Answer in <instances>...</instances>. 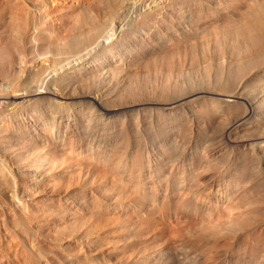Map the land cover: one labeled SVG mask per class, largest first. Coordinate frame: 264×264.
Segmentation results:
<instances>
[{
	"label": "bare ground",
	"instance_id": "6f19581e",
	"mask_svg": "<svg viewBox=\"0 0 264 264\" xmlns=\"http://www.w3.org/2000/svg\"><path fill=\"white\" fill-rule=\"evenodd\" d=\"M186 1L190 2L0 0V80L11 85H8L10 88L3 86L0 96L14 101L15 108L30 106L34 112L39 100L44 99V104L43 101L41 103L46 109H42L46 112H42L44 115L39 112L42 106L37 109L42 114L40 119L38 115H33V119L30 117L31 120L24 119L23 115L14 125L0 124V264H264V173L259 177L260 172L262 174L264 171V98L254 97L250 92L251 84L253 81L256 83L252 78L256 75L260 78L258 75L264 74V0H191L195 3V9L194 3H191L192 9L191 5L187 8L192 13L196 10L193 18L209 13L203 18L210 19L212 16V19H206L209 22H205L202 17H197L204 21L202 24H206L205 28L195 22L196 18L192 19V24L195 22L194 25H199H192L198 28L194 29L196 35L200 33L196 43L193 41L197 38L190 37L193 38L190 45L193 61L190 58L189 62L194 67L189 72L176 69L177 72L173 74L174 64L169 62L171 60H160L163 62L160 64L162 68L155 67V58L159 55H153V47L150 48L152 44L159 48V43L157 40V45L150 39L159 33L162 40L167 37L166 34L176 35L178 40L181 34L178 30L188 31L191 26L185 27V30L181 22L178 23L181 26L179 29L173 26L176 23L173 16L179 14L181 4L186 8L189 4ZM129 5L137 8L136 13L123 19V10ZM217 12H221V16L217 17ZM181 18L184 19V15ZM183 21L182 24L185 23ZM147 24L150 27H145ZM142 27L147 28V31L143 28L141 35L139 31ZM200 27L203 29L201 32ZM161 33L166 35L165 38H162ZM190 35H193L192 32ZM129 41L134 45L130 44L133 46L130 52L134 48L132 54L137 60L142 58L144 50L152 53H149L148 58L143 56L144 53L142 55L153 64L154 74L158 72L157 79L153 77L154 81L147 83V86L137 83L132 72L131 75L123 76L115 73L126 66L119 62L122 59L117 61L112 58L113 62L110 61V54L115 47H125ZM163 41H160L162 48L164 44L170 46L172 43L163 44ZM188 41L186 44L191 40ZM182 42H178V45L183 46ZM172 44L169 47L171 52L176 46ZM127 48L123 51L128 52ZM155 49L153 51L160 54L161 50ZM121 50L118 53H122ZM168 50L161 52H167L166 56L171 53ZM135 51L141 55L135 54ZM180 51L178 49L177 52ZM104 53L110 56L106 60L112 64L106 63L112 67L102 66L109 70L106 69L102 75L95 73L98 77L94 78L93 69L97 67L84 62L89 56L91 59L92 55ZM198 53L202 57L201 63L198 62ZM43 54L45 59L42 57L43 61H40L38 57ZM207 56H215L216 59L210 64L211 59L208 62ZM134 62L131 67L139 64ZM99 65L98 68L101 67ZM110 68H113L111 75ZM100 70L103 72V69ZM263 76L256 81L261 84ZM57 97L62 98V101L58 102L55 99ZM202 99L208 103H203ZM194 101L196 104H193ZM176 108H182L184 115L185 112L192 115L193 109L201 110L202 114L198 116L199 112L195 114L197 118L195 115L192 118L187 114L183 116L179 110L183 120L180 117V121H173L172 124L179 125L180 122L185 125L182 124L183 129L182 126L174 125L176 135L171 136L174 137L173 141H180L181 146L174 145L176 148H171L160 140L169 132L166 129L164 131L165 126L171 120H178L179 114L177 116L174 111L176 114L172 115L177 117L171 116L170 123L164 125L171 111ZM164 111L169 115L161 114ZM20 112L18 114L22 115ZM165 116L168 118L165 119ZM213 116L216 119H212ZM110 119H113L111 122L117 119L118 124L123 125V130L118 127L121 133L118 130L119 134H112L118 124H108ZM140 121L143 124H155L158 131L154 132L153 125H148L152 132L145 125L151 132L143 128V133H134ZM251 121L256 125H252ZM53 124L59 126L61 131L53 129ZM129 124L137 129L133 132L129 129L131 125L124 127ZM159 124L164 125L162 129L166 134L163 131L164 135L161 134ZM108 127H112L109 133L114 139L108 137L111 136L108 132L105 134ZM115 135H119L118 138L116 136L117 140ZM159 136L162 139L159 140ZM24 137L28 140L26 145V142H22ZM17 139H21L25 147L13 145ZM148 141L156 143L147 145ZM192 141H197V144L192 143V147L195 149L199 146L197 148L202 152L199 156L212 159L211 162L214 159L221 162L220 157L224 158L227 152L223 148L229 147L221 148L223 145L220 142L228 141L226 146L230 142L234 147L232 152H241L239 157L242 155L244 159L238 158V154L233 157V153L227 149L231 152V155L228 152V158L233 157L234 160L237 156L239 159L235 158L234 163L226 157L228 163H225L231 165L232 170L230 172L227 167L228 173L241 179L239 183L247 181L248 185L215 199L222 196L213 193L216 196L214 198L210 193L212 182L208 186L206 173L204 177L200 175L210 169V161L205 163L206 167L203 168L208 166V169L204 171L201 163L207 158L201 156L203 160L200 163L198 149L197 153L195 151L196 157L200 159L198 163L185 154L186 159L185 156L182 158L183 155L180 156L182 159L173 156L174 150L178 149V152ZM154 147L159 150L156 152ZM185 151L190 156L194 153L188 147ZM177 152L175 156L180 155ZM244 152L257 162L253 168V160L250 162L249 159L251 166L247 165ZM172 157L173 161L179 158L186 162L190 159L195 163L190 164L194 165L192 168L187 166L186 171H190H187L186 178L183 177L186 173L183 169L186 166L183 165L189 163L180 162L181 168L176 164L178 159L172 165L176 164V168H180L173 166L176 170L171 167V171L169 161H172ZM167 164L172 175L167 168L158 166ZM254 165L260 167L258 179L254 178V173L258 174V168L255 170ZM248 167L255 172L248 171ZM159 168L160 173L161 169L162 173L165 174L164 170L169 173L170 180L168 174L167 178L165 175L162 179L164 174H158ZM201 169L203 172H200ZM155 172L161 177L158 180L160 177L155 175L158 181L149 179ZM174 174L190 182L179 185V179ZM235 182L238 183L237 180ZM205 192L214 199L210 200V196L209 201L203 200L201 197ZM194 193L198 198L201 196L199 204L197 197V201L193 200ZM189 195L193 198H189ZM200 199L204 205H200Z\"/></svg>",
	"mask_w": 264,
	"mask_h": 264
},
{
	"label": "rangeland",
	"instance_id": "374dc122",
	"mask_svg": "<svg viewBox=\"0 0 264 264\" xmlns=\"http://www.w3.org/2000/svg\"><path fill=\"white\" fill-rule=\"evenodd\" d=\"M177 2H178L179 4L182 3V1H181V2L177 1ZM177 2H176V3H177ZM186 2H188V1H186ZM186 2H185V5H186ZM188 3H189V4L186 5V8H185L184 4H181V5L184 6L185 9L183 8V6L180 5V7H182L183 10H185V11L181 10L182 8L180 9V7L178 8V9L181 11V12L178 11V13H179V14H180V13H183V15H184V19L181 18V17L183 16L182 14H180L181 17H179L180 15H179L178 13H176V14H178V15L173 16V19H175L174 21H176V23H177V25H174V24H176V23H173V26H175V28L177 27V28L179 29V27H181V26H183V28H185V27L188 28L189 26H191V27L188 28V31H185V32H184L183 30H178V31H180V33L182 34V35H181V34L178 35V36L180 37V38L178 37V38H179L178 40H177V38H176V37H177L176 35H172V36H171V34H169V36H168V34H166L167 32H165V34L167 35V37H166L167 40H166V38L164 37V36H166V35H165V34H164V36L162 35V34L164 33V31H163V33H161L162 38H165V39H163L164 41L161 39V36L159 37V35H160L159 33H158L159 35L156 33V36H155V35H152V36H151V39H152V37H153L152 40L149 38L150 41H152V42L155 41V44H157V40H158L159 45H158V44H157V45H158L159 48H162V43H161L160 41H163V44H164V43H169V42H172V43L174 44V43L176 42V43H175V44H176L175 47L178 46L177 48H175V47L173 46V44L171 43L172 46H173V48H172V52H173V54L175 55V56H174V55L172 54V52L170 51L171 48H169V47L171 46L170 43H169L170 46H169L168 44H164V45H163V48H164V49H163V48H162V49H159V48L156 47V45L152 46L153 44L151 45L150 50H151L152 47H153V49H152V51H151V52H153V55H157V54H154V53H158V55L160 56V57H159V56H156V58H155V59H156L155 63H157L155 67H156L157 69H158V68H162L163 65H160V64H163L162 61H164V60H171V61H169V62H171L172 65L174 64V70L172 71L173 74H175V72H177V70H179V69L182 70V71H185V72H189V71L194 67V66H191L192 64L190 63L191 61H193V59L191 58L192 56H190V55H191V53H190V47H191V46H190V45H192V39H193V38H197V39H194L195 41H193V42H195V43L198 42V39H199L198 36L200 35V33H197V35H196V32H197V31L194 30V29H195L196 27H199V25L202 24V21H203V20H201V19H202L203 17H206V15L209 16V13H204L205 15L202 14V15H204V16H202V15L199 16V15H198L197 17H200V18L202 17L201 19H200V18H197V17H194V18H193V16H196V12L194 13V11H196V10H193V13H192V10H191V9L193 8V6H194L193 9H195V3H194V2H191V0H190V2H188ZM191 3H192V4L194 3L193 6L191 5ZM190 5H191L192 7H191V9L189 10L188 8L190 7ZM130 6H131V7H130ZM177 6H178V4H177ZM129 7H130V8H129ZM187 7H188V8H187ZM125 9H126V10H123V15H124V16H122L123 19L130 18L132 15H134V14L136 13V10H137V8H133L132 5L126 6ZM131 9H133L134 11L131 10ZM178 9H177V10H178ZM182 11H183V12H182ZM186 11H187V13H186ZM188 11H189V12H188ZM124 12H125V13H124ZM184 13H185V14H184ZM188 13H190V14L187 15ZM219 13H221V12H219ZM219 13L217 12V13H216L217 15H216V14H214V15H216V16L218 17ZM125 14H126V15H125ZM191 14H192V18H191ZM130 15H131V16H130ZM186 15H187V19L185 18ZM189 16H190V17H189ZM219 16H221V14H220ZM124 17H125V18H124ZM174 17H175V18H174ZM195 18H196L197 20H196ZM209 18L212 19V16H210ZM176 19H179V20H176ZM190 19H191V20H190ZM192 19H195V22H197V24H199V25H198V26H197V25H194V24H196L195 22H194V24H192V23H191V22L193 21ZM198 19H200V21H199ZM203 19H205V18H203ZM206 19H208V17H207ZM206 19L204 20L205 22H207L208 20H210V19H208V20H206ZM181 20H182V21L184 20L183 22H185V23L188 24V25L185 26V25H184L185 23L182 24V21H181ZM185 20H188V22H189V20H190V22L187 23V21H185ZM177 21H178V22H177ZM204 21H203V24H204ZM180 22H181V23H180ZM198 22H199V23H198ZM208 22H209V21H208ZM178 23H180L181 26H180ZM190 23H191V24H190ZM203 24H202V25H203ZM207 24H208V23H207ZM145 25H146V24H145ZM147 25H148V24H147ZM149 25H150V24H149ZM149 25H148V26H145V27H150ZM192 25H194V26H196V27L193 28L194 26L192 27ZM205 26H206V24L203 25L204 28H205ZM145 27H142L141 31H139L140 34L142 33V31L144 32V29H145V32L147 31V28H145ZM143 28H144V29H143ZM177 28H176V29H177ZM187 28H185V30H186ZM190 28H191V29L193 28L194 32H193V30H191ZM196 29L198 30V28H196ZM199 29H200L199 32H201V31L203 30L201 27H200ZM201 29H202V30H201ZM189 30L192 32L193 35H194V34H195V35H194V36H193V35L191 36V35H190L191 32H190V34H188V33H189ZM183 32H184V33H183ZM178 33H179V32H178ZM185 33H186V34H185ZM142 34H143V33H142ZM142 34H141V35H142ZM187 34H188V36H187ZM157 35H158V36H157ZM184 35H185V36H184ZM189 35H190V36H189ZM174 36H175V37H174ZM182 36H183V37H182ZM195 36H196V37H195ZM168 37H170L171 39L168 40ZM184 37H185V38H184ZM186 37H187V38H186ZM190 37H193V38L190 39ZM154 38H155V39H154ZM156 38H157V39H156ZM174 38H176V39H174ZM181 38H182V39H181ZM188 38H189V41H190V40H191V41H190V43L186 44L187 41H188ZM160 39H161V40H160ZM173 39H174L175 41H173ZM184 39H186L187 41H185ZM181 40H183L184 42H182ZM127 41H128V40H127ZM165 41H168V42H165ZM189 41H188V42H189ZM178 42H182V43H184L183 46H182V45H178ZM126 43H127V42H126ZM182 43H181V44H182ZM128 44H129V45H128ZM130 44H132V43L129 41V43H127L126 45H124L126 48H127V47L129 48V51L127 50L128 52H126V50H125V52L123 51V49H126L125 47H120V49L118 48L119 46H118V47H115V49L113 50L114 53H113V51H112L111 54H110V55H112L110 61L112 60L111 62H113V59H115V60L117 59V61H119L120 59H122V60L119 61V62H121L122 64L126 65V66L124 67L125 69H124V68H123V69H119V70H117L118 72H115V73H117L118 76H120V75L123 76L124 74H130V72H132V73H131L132 75L135 74L134 76H135V79L137 80V81H136L137 83H140V84L143 83L142 85H144V86L146 85V86H147V83H149L150 81H151V82L154 81V79H157L156 76L158 75V72L156 73L157 75L154 74V72H153V68H154V67H153V64H151V62H149V61L147 60V58L150 56L149 53H151V52H150V50H148L149 52H148L147 50H144V51H143L144 55H143V53H141L143 56H146V57H147V58H146V57H143L141 54H138L139 52L136 53L137 51H135V54L141 55V57H142V58H140V59H142V60H140V59L137 60V57H135V55L132 54V52H134V51H133L134 48H132V52H130V50H131L130 48L133 47L134 45L132 44V45H133V46H132V45H130ZM175 44H174V45H175ZM185 44H186V45H185ZM160 45H161V46H160ZM165 45H166V46L168 45V46L166 47ZM188 45H189V46H188ZM129 46H130V47H129ZM179 46H180V47H179ZM165 47H166V48H169V50H168V49H165ZM184 47H185V48H184ZM188 47H189V49H188ZM128 48H127V49H128ZM154 48H156L155 50H157V51H160V50H161V51H162V50L167 51V50H168V51L171 52V53H170L169 55H168V54L166 55V56H169V57H166L165 54H166L167 52H165V51H164V52H161V51H160V54H159V52H154V51H153ZM174 48L176 49V51H175ZM180 48H183V49H180ZM117 49H118V50H117ZM121 49H122V50H121ZM146 49H147V48H146ZM148 49H149V48H148ZM178 49H179V51H180V50L182 51V52L180 51L182 54L184 53L183 56H182V54H181L180 52H177ZM115 50H116V53H115ZM120 50H121V52L123 51V52H124V53L122 52L123 55L125 54L126 56H129V54L131 53L130 56H129V58L125 60V57H126V56H123L122 53H118V51L120 52ZM185 50H188L189 52L187 51V52H188V53H187ZM174 51H175V52H174ZM140 52H142V50H141ZM145 52H146L147 55L145 54ZM147 52H148V53H147ZM169 52H168V53H169ZM127 53H129V54L127 55ZM175 53H176V54H175ZM177 53H178V54H177ZM186 53H187V54H186ZM40 54H42V53H40ZM104 54H105V53H104ZM104 54H103V55H102V54H99V55L97 54L98 56L94 55V57L96 56L95 59H94V57H93V55H92V56H91V59H90V56H89V57H87V58H89V59L86 58L87 61L83 60V62L85 61L84 63H87L88 66H94V67H97L96 69H97L98 71H97L96 69H93V71H95V72L93 73V74H94L93 76H95L94 78H97V77H98V76H96L97 73H98L97 75H102V74L105 73L107 70H109V69H107V68H109V66L112 67L111 65L108 66V64H112V63H111L110 61H109V62L107 61V60H109L110 56L107 55V54H105V55H104ZM115 54L117 55L118 58H117L116 56H115L116 58L113 57ZM148 54H149V55H148ZM151 54H152V53H151ZM162 54H163L164 56H163ZM171 54H172V57L174 56L173 58L171 57ZM179 54H180V55H179ZM121 55L124 57V59H123V57H122ZM131 55H132V56H131ZM133 55H134V56H133ZM138 55H137V56H138ZM187 55H188V56H187ZM101 56H102V59H103V60L100 59ZM103 56H104V58H103ZM106 56H109V57L106 58ZM162 56H163V57H162ZM177 56H178V57H177ZM184 56H185V57H184ZM197 56L199 57V61H198V59H197V61H198L199 63H201V62H202V57H201V55L198 53ZM42 57H44V59H45V55L43 54V55H41V57H40V56L38 57V58L40 59V61H43V58H42ZM92 57H93V58H92ZM121 57H122V58H121ZM132 57H135L134 60H137V61H138V62L135 61L136 63H139V64H137V66H134V65H136V64H134L133 67H131V65H132L133 62H134V60H132V59L130 60V58H132ZM138 57H140V56H138ZM165 57H166V59H165ZM170 57H171L172 59H170ZM186 57H187V58H186ZM38 58H37V60L39 61ZM96 58H97V59H96ZM112 58H113V59H112ZM126 58H127V57H126ZM157 58H159V59H157ZM161 58H162V59H161ZM167 58H168V59H167ZM174 58H175V59H174ZM185 58H186V61H185ZM190 58H191L192 60H191ZM200 58H201V59H200ZM207 58H208V59H207ZM207 58H206V60H207L208 62H209V58L211 59V60H210V61H211L210 64L214 61V59H216L215 56H207ZM106 59H107V60H106ZM144 59H145V60H144ZM180 59H181V60H180ZM189 59H190L191 61H190ZM88 60H90L89 63H88ZM93 60H96V61H99V62L97 63V62L95 61V62H96V63H95ZM100 60L102 61V63H105V64H102ZM139 60H140V61H139ZM160 60H162V61H160ZM172 60H173V61H172ZM177 60H178V61H177ZM91 61H92L93 63L90 64ZM122 61H123V62H122ZM126 61L128 62V64L126 63ZM132 61H133V62H132ZM141 61H145L146 63L149 62V64L147 63V66H146V63H145V62L141 63ZM179 61H181V62L179 63ZM189 61H190V62H189ZM106 62H107L108 64H107ZM124 62H125V63H124ZM131 62H132V63H131ZM135 62H134V63H135ZM183 62H184V63H183ZM188 62H189V63H188ZM99 63H100L99 66H101V67L98 68V64H99ZM130 63H131V64H130ZM144 63H145V66H144ZM175 63H176V64H175ZM177 63H178V64H177ZM182 63L185 64V65L183 66ZM199 63H198L197 66L200 68L201 66H199V65H200ZM89 64H90V65H89ZM129 64H130V65H129ZM187 64H188V65H187ZM190 64H191V65H190ZM104 65L107 66V68H106L107 70L104 69V68L102 67V66H104ZM124 65H123V66H124ZM127 65H128L129 67H128ZM140 65H141V66H140ZM142 65H143V66H142ZM157 65H158V66H157ZM177 65H179V66H177ZM105 66H104V67H105ZM181 66H182V68H181ZM113 67H114V66H113ZM134 67H135V68H134ZM141 67H142V68H141ZM148 67H149V68H148ZM176 67H177V68H176ZM130 68H131V69H130ZM147 68H148V69H147ZM186 68H187V69H186ZM99 69H103V72H102V70L99 71ZM112 69H113V68H112ZM112 69L110 68V75H111V70H112ZM176 69H177V70H176ZM104 70H105V71H104ZM175 70H176V71H175ZM187 70H188V71H187ZM145 71H146V73H145ZM191 71H192V70H191ZM136 72H137V73H136ZM95 73H96V74H95ZM99 73H100V74H99ZM118 73H119V74H118ZM142 73H143V74H142ZM131 74H130V75H131ZM141 74H142V76H141ZM146 74H147V75H146ZM184 74H185V73H184ZM137 75H139V76H137ZM154 75H155V76H154ZM263 75H264V74H262V76H263ZM147 76H148V78H146ZM262 76H261V74L258 75V77H260V78H262ZM141 77H142V78H141ZM153 77H154V79H153ZM253 77H254V76H253ZM263 77H264V76H263ZM144 78H145V79H144ZM260 78H257V75H256L254 78H252V79L255 80L256 83H254V81H253V83H252L251 86H250V90H252V91H250V92H252L251 94H252V96H254V97H257V96H258V97H263V98H264V92H261L262 90H264V86H263L264 81H261V80H260L261 84H260L259 82H257L258 80L256 81V79H260ZM143 79H144V80H143ZM147 79H148L149 81H148ZM140 80H141V81H140ZM145 80H146V81H145ZM248 80H250V78H249ZM2 81H3V82H2ZM2 81L0 80V82H1V84H0V85H1V86H0V87H1V88H0V91H1V89L3 88V86H4V87H7V88H10V87H9V86H11L10 84H6V82H5L4 80H2ZM138 81H139V82H138ZM151 82H150V83H151ZM262 82H263V83H262ZM145 83H146V84H145ZM247 84H248V82H247ZM258 84L261 85V86H259ZM8 85H9V86H8ZM142 85H140V86H142ZM253 85H254V86H253ZM256 85H257V86H256ZM132 86L134 87V85H132ZM135 86H136V85H135ZM137 86H139V85H137ZM262 87H263V88H262ZM251 88H252V89H251ZM260 88H262V89H260ZM257 89H258V90H257ZM91 90H92V89H91ZM253 90H254V91H253ZM259 91H260V92H259ZM0 97H1V98H0V124L3 122V124H5V123H6V124H10V123H11L10 125H14V124H16V123L18 122L17 120H19V118L22 119V116H23V115H24V116H23L24 119L27 118V119L31 120V118L33 117V115L36 116V117H37V115H38V117H39L38 119H40V117H41L40 115H42L43 113H44V114L46 113V112H45L46 109H45V107H43V106H44L43 104H44V102H45L44 99H40V100H39V104H38L39 107L36 106V110H35V112H34L32 107L29 108L30 106H27V107H24V108H17V107L15 108V107H14V106H15L14 101L12 102V101L10 100V101L12 102V103L10 104V101H9V100H6V98H4V97H2V96H0ZM2 98H3V99H2ZM4 99H5V100H4ZM55 99H57L58 102H61V101H62V98H60V97H59V98L57 97V98H55ZM59 99H60V100H59ZM63 100H66V99L63 98ZM200 100H201V99H200ZM263 100H264V99H263ZM2 101H3V102H2ZM41 101H43V102H42L43 104L41 103ZM202 102H203V99H202ZM204 102H205V103H208V101L206 102V99H204ZM204 102H203V103H204ZM263 102H264V101H263ZM4 103L6 104V106H7L8 108L5 106ZM8 103H9V105H7ZM194 103L196 104L195 101L193 102V104H194ZM12 104H13V105H12ZM221 104H222V103H221ZM263 104H264V103H263ZM41 106H42V108H40ZM4 108H5V109H4ZM6 108H7V109H6ZM14 108H15V109H14ZM25 108H27V110H26ZM38 108L41 109V110L39 111L40 113L43 112L42 109H44L45 111H44L42 114H39V112H37V109H38ZM178 108H179V107H178ZM16 109H17V110L20 109V110L17 111ZM29 109L31 110L32 114H31V112L29 111ZM22 110H23L24 112H23ZM38 110H39V109H38ZM179 110H180L181 113H182V111H183L182 108H180V109H177V108H176V110H175V109L172 110L173 112L171 111L170 115H169V113H167V111H164V113H161V112H160V113L163 114V115L165 114V115H169V116H170L169 118H168V116H165V119L168 118V119H167L168 121H167V120L165 121V119H163V121H165V124H164V125H167L168 122L170 123L169 120H171V116L175 115L176 112H177V116H178V114H179V117H178V118H176L177 116H176V117L173 116V118L175 117V118L178 119V120H175V119H174V120H171V123L168 124L167 126H165V128H164V125L161 126L162 124H161V125L159 124L161 127H159V125H158V127H159L160 130H161V134H163V132L166 131V130L169 131V132H166L167 134L164 132V134H166V135L163 134V135H164V136L162 137L163 139L159 136V140H160V138H161L162 140H160V141H163L165 144L167 143V145L170 146L171 148L174 147V145L181 146V145H180V143H181L180 141H179V142H180V143H179V142H177V141H173V140H172V139L174 138V137H172V136H173V135H174V136L176 135V134H175L176 132H175L174 125H175V127L178 125V124H172L173 121H175L174 123H176L177 121H180V120L182 119L183 116H186V114H187V113L185 112V115H184V112H183V113H182L183 116H182V115H180L181 113H179V112H180ZM16 111H17V112H16ZM20 111H21L22 113H21ZM27 111H28V112H27ZM174 111H176L175 114H174ZM195 111H196V110L193 109V113H192V115H191L190 113H188L187 116H188V117H192V118H194V117L196 116L195 114L198 115V113H199L201 110H199V111L197 110V111H198V112L196 111L197 113H196ZM19 112H20L22 115L18 114ZM26 112H27V114H26ZM33 112H34V114H33ZM165 112H166V113H165ZM169 112H170V111H169ZM194 112H195V113H194ZM212 112H213V111H212ZM212 112H211V113H212ZM15 113H16V114H15ZM28 113H29V115H28ZM35 114H36V115H35ZM44 114H43V115H44ZM157 114H158V113H157ZM172 114H173V115H172ZM199 114H200V115H198V116L201 117L202 112H200ZM212 114L215 115L214 112H213ZM14 115H15V116H14ZM18 115H19V117H18ZM26 115H28V116H26ZM31 115H32V116H31ZM190 115H191V116H190ZM194 115H195V116H194ZM181 116H182V117H181ZM198 116H196L195 118H197ZM14 117L16 118V120H14ZM25 117H26V118H25ZM30 117H31V118H30ZM36 117H35V118H36ZM166 117H167V118H166ZM180 117H181V119H180ZM200 117H199V118H200ZM214 117H215V116H213L212 119H216L217 115H216L215 118H214ZM33 118H34V117H33ZM33 118H32V119H33ZM173 118H172V119H173ZM199 118H198V119H199ZM179 119H180V120H179ZM112 120H113V119H110V122H108V124L111 123L112 126H115L116 124L119 123V121H118L117 119H115V122L113 121L115 124H114L113 122H111ZM116 120H117V121H116ZM182 120H183V119H182ZM193 120H194V122H195L197 119H193ZM11 121H12V122H11ZM13 121H14V123H13ZM15 121H16V122H15ZM198 121H199V120H197V123H198ZM8 122H9V123H8ZM139 123H140V125L142 124V127H140V125H139V128H138V129L135 128V127H134V128H135V129H134V128H133V125H131V124H129V126H128V125H124V127H125V126L130 127V125H131L132 128H131V127L129 128V129H132L131 131L134 132V131L137 129V130H140V131H137V130H136L134 133H136V132H142V133H143V132H144V129H145V131H147V130H149V129L152 127V125H153V124H151V125H150V124H143L141 121H140ZM162 123H164V122H162ZM166 123H167V124H166ZM178 123H179V125H178L177 127H179V126L181 127L182 124H183V123L181 124L180 122H178ZM199 123H201V122L199 121ZM3 124H2V125H3ZM108 124H106V125H108ZM111 124H110V126H111ZM113 124H114V125H113ZM251 124H252V125H254V124L256 125V123L253 124V121H251ZM53 125H54V124H53ZM53 125L51 126L53 129H55V130L57 129L58 132L61 131V130H60L61 128L59 129V126H57V125H54V126H53ZM106 125H105V126H106ZM119 125H120V126H119ZM145 125H147V126L150 125L151 127L148 126V127H149V129H148V128H145V127H147V126H145ZM171 125L173 126L174 130H173V128H172ZM183 125H185V124H183ZM108 126H109V125H108ZM121 126H123V125H122V124H118V126H115L114 129H116V131H115V130H112V127H111V128L108 127L109 130H108V131L105 130V131H106L105 134H107V132H108V135H109V134L111 135V133H109V132H111L110 129H111L113 132L115 131L114 133L112 132L113 135H114V134H119L120 130H123V129H122L123 127H121ZM144 126H145V127H144ZM155 126H156V125L154 124L153 127L155 128ZM169 126H171V127H169ZM56 127H58V128H56ZM118 127H119V128L121 127L120 130H119ZM127 127H126V128H127ZM156 127H157V126H156ZM162 127L164 128V131H163ZM101 128H102V127H101ZM106 128H107V127H106ZM143 128H144V129H143ZM154 128H153V129H154ZM167 128H169V129H167ZM183 128H184V126H182V129H183ZM98 129H99V128H98ZM103 129H104V128H103ZM103 129H102V130H103ZM127 129H128V128H127ZM146 129H147V130H146ZM165 129H166V130H165ZM180 129H181V128H180ZM118 130H119V132H118ZM151 130H152V128H151ZM155 130L158 131V128H155V129H154V132H156ZM172 130H173V131H172ZM176 130H177V128H176ZM178 130H179V129H178ZM98 131H100V130H98ZM103 131H104V130H103ZM149 131H150V130H149ZM162 131H163V132H162ZM171 131H172L173 133H172ZM117 132H118V133H117ZM150 132H151V131H150ZM152 132H153V130H152ZM120 133H121V132H120ZM168 133H169V134L171 133V134L169 135ZM113 135L108 136V137H109L110 139H111V138L114 139V136H113ZM171 135H172V136H171ZM116 136H117V138L119 137V135H115V139H116ZM166 136H168V137H166ZM164 138H165V141H164ZM176 138H177V136H176ZM21 139H22V137H21ZM21 139H20V140L17 139V140L20 142V141H22ZM17 140H15V142H16ZM23 140H24V141H22V142H26V141H28L27 138H26V140H25V137L23 138ZM101 140H102V139H101ZM116 140H117V139H116ZM18 141H17V143H15V142L13 141V145H15V146H17V147H18V146H19V147H20V146L23 147L24 144H25V145L27 144V142L24 143V144H22V142H20V144H21V145H20V144L18 143ZM169 141H170V142H169ZM151 142H152V141H148V142H146V143H148L147 145H149ZM154 142L156 143V141H153L152 143H154ZM168 142H169V143H168ZM175 142H176V144H175ZM225 142L227 143L228 141H225ZM11 143H12V142H11ZM152 143H151V144H152ZM171 143H172V144H171ZM177 143H178V144H177ZM190 143H191V146H190ZM190 143L188 144L189 146L186 145L185 148L187 149V147H188V150L190 149V150H191V151H190L191 153L194 152V153L191 154L192 156H190V154H189L188 151H187V153H186V151H185L186 149H185V148H183L182 150H179L178 152H179L180 155H177V156H175V152H177L178 149L174 150L175 152L172 151V152L174 153L173 156H174V157H178V156H179V158H180V156L183 155V157H182V156H181V157L184 158V156L186 155V156H189V157L193 158L192 160L197 161L196 163H198V160H200L199 157L202 156V155L199 156V155H200L199 153H202V152H200V150H199L200 148H197V147H199L198 145H197L196 147L193 145V146L195 147L196 150L192 147V143H194L193 141L190 142ZM226 143H224V141H222V143L220 142V144H222L223 146H222V145H221L222 147H221L220 145H219V146H220L221 148H223V147H229V148H227L228 150L230 149L231 152L234 151V147H233L232 145H230V142L228 143L229 145L227 144L228 146H226ZM194 144H197V141H195ZM198 144H199V141H198ZM25 145H24V147H25ZM171 145H173V146H171ZM150 146H151V145H150ZM200 147H201V143H200ZM230 147H231L232 149H231ZM155 148H156V147H154L153 150H156V152H157L159 149H158V148L155 149ZM174 148H176V146H175ZM184 149H185V150H184ZM193 149H194V150H193ZM197 149H198L199 151H198ZM223 149H224V151L226 150L227 152L225 151L226 153H224V154L226 155V156L224 157L225 159L223 158V156H221L223 159L220 157L221 162L219 161V159H218V160L216 159L217 161L214 159V161L211 162L212 159H208L207 157H203V156H202L203 158H207V159H205V160H207V162H206L205 160H203L202 157H201V160L199 161L200 163L202 162V160L204 161V162H202V163H204V164L201 163V166L203 165V166H202V169H204L203 167H206V164L209 163L208 161H210V163H211V164H210V163L208 164V165H210V167H209L210 169H208V166H207V168L204 169V171H205L206 169H208V170L211 171V173H210V171L207 170V171L209 172V176H208V174H207V171H205L204 174L202 173V174H203V175H202V174L200 173V172H203L202 169H201V171H200L199 173H200V175L203 176V177L205 176V173H206L205 178L207 179L208 186H210L209 184H211L210 182H212V189H211V187H210L209 190L211 189V190L213 191V192L210 191V193H212L213 197L216 195V193H217L216 196H218V194H219V196H222V197H216V196H215V197H216V198L214 197L215 199H217V198H219V199H220V198H223V196H224L225 194H227V193H231L232 191L234 192V191H236V190H239V189L243 188V186H244V188H245V185H246V184L248 185V182H247V181H242V182L239 183L238 180H241V179H238V178H236V177H233L232 175L230 176L229 174H231V173H228L229 171L231 172L232 170H230V169H231V168H230L231 165L229 166V165H227L226 163H228V161H230V162L232 161V162L235 163V158H236L237 156H235L234 160H233V157H234V155H236V154H238V153L236 152V154H234V152H232V153H233V154H232L233 157H232V158L230 157L232 160H228V161H227V160H226V157H227V159H230V158H228V156L231 155V152L228 151L226 148H223ZM181 151H183V152H181ZM195 151H196V153H197V151H198L197 154H198L199 157H196L197 154L195 153ZM154 152H155V151H154ZM178 152H177L176 154H178ZM180 152H181V153H180ZM228 152H229L230 155L228 154ZM184 154H185V155H184ZM193 154H196V155L193 156ZM224 154L222 153V155H224ZM227 154H228V155H227ZM240 154H241V152H240ZM240 154H238V158H241V157H242V155H241V157H239ZM186 156H185V159L187 158ZM244 156H247V157H246V161H247V162L249 161V159H250V162H251L252 160L254 161V159L251 160V156H250V155H247V153H246V155H245V152H244ZM189 157H188V159H189ZM195 157H196V159H194ZM248 157H250V158H248ZM179 158H178V159H179ZM182 158H180V159H182ZM197 158H198V159H197ZM238 158H236V159H238ZM247 158H248V160H247ZM178 159L175 158L174 161H173V157H172V161H171V160L169 161V162L171 163V165H170V163L166 160V161L168 162V164L170 165V167H169L170 169H171V167H172V169H175L176 166H177V165H176L177 163H178V165H179L180 162L183 163V164H184V162H185V163H189V164H184V165H183V166H186L185 168L181 167V166H182L181 164H180L181 166H180V165H179V166H180L181 168H183V169L186 171L187 166H188V168H192L194 165H193V166L191 165V166H192V167H191L190 164H195V163H193L192 161H190V159H189V161L187 160V162L184 161V159H183V160H180V159H179V161H178ZM242 159H244V157H242ZM176 160H177L178 162H176L175 165H172ZM223 160H224V161H223ZM238 160H239V159H238ZM162 161H163V160H162ZM182 161H183V162H182ZM218 161H219V163H217ZM225 161H226V163H225ZM242 161H243V160H242ZM253 161L251 162V163H252V166L249 164L250 162H248L247 165H249V166H251V167L253 168V164L255 163V161H254V162H253ZM163 162H164V161H163ZM190 162H191V163H190ZM214 162H215V165L213 166V163H214ZM222 162H223V164H222ZM230 162H229V164H230ZM236 162L238 163L239 161L236 160ZM160 163H161V161H160ZM160 163H159V164H160ZM164 163H165V162H164ZM164 163H161V164H164ZM200 163H199V164H200ZM205 163H206V164H205ZM256 163H257V162H256ZM256 163H255V164H256ZM161 164H160V165H161ZM165 164H166V163H165ZM165 164H164V165H165ZM168 164H167V166H164V165H163V166L158 165V166L161 167V168H162V167H163V168H164V167L167 168V167H168ZM199 164H198V165H195V167L199 166ZM220 164H221V165H220ZM225 164H226L227 166H226ZM217 165H218V166L220 165V166H221L222 168H224L225 170H223L220 166L218 167ZM257 165H258V164H257ZM257 165H256V167H255V165H254V168H256L255 170H257V168L259 167V166H257ZM173 166H175V168H174ZM211 166H212V167H211ZM215 166H217V167L219 168V169H218V168L216 167L215 170H217V172H215V170H213V169L211 170V168H213V167H215ZM225 166H226V168H225ZM180 167H178V168H180ZM227 167H229V171H228ZM163 168H162V169H163ZM165 168H164V169H165ZM178 168H176V169H178ZM220 168H221V169H220ZM248 168H249V167H248ZM252 168H249L250 170H248V171H250V172H252V171L255 172L254 169L252 170ZM259 168H260V167H259ZM259 168H258V170L256 171L258 174L254 173V174L256 175V177H254L255 179H258L257 175H259ZM162 169H161V173H162V171H163ZM167 169H168V168H167ZM172 169H171V171H172ZM176 169H175V170H176ZM218 170H219V171H218ZM251 170H252V171H251ZM261 170H262V169H261ZM261 170H260V171H261ZM164 171H165V174L162 173V174H164V175H163L164 177H163L162 179H164V178H165V175L168 174V178H169V180H170V177H171V176L169 177V173H166V170H164ZM168 171H169V169H168ZM168 171H167V172H168ZM171 171H169V172H171ZM187 171H190V170L187 169ZM187 171H186V173H185V176H183V177H185V178H186V175H188V172H187ZM225 171L228 173V175H227V173H226ZM248 171H247V172H248ZM262 171H263V170H262ZM155 173H156V172H155ZM161 173H160V168H159V173H158V174L160 175ZM189 173H190V172H189ZM263 173H264V171L262 172V174H261V172H260L259 177H260L261 175H263ZM158 174H157V173L154 174V175H153L154 177L152 176V177H150L149 179L152 178L151 180H154V179H155L156 181L160 180V179H161L160 176H162V175L159 176ZM172 174H173V172L170 173V175H172ZM248 174L250 175L251 173L248 172ZM254 174H253V176H255ZM155 175L159 176L160 178L157 180V179L155 178ZM177 175H178V174H177ZM211 175H212V176H211ZM157 176H156V177H157ZM174 176H176V175L174 174ZM207 176H208V178H207ZM228 176H230V177H228ZM253 176H250L251 179L253 178ZM176 177H178V176H176ZM183 177H182V176H181V177H178L179 180L177 181V182L179 183V185H182V186H183L184 184L187 185V184L190 182V181L188 182V179H185V178H183ZM247 177H248V176H247ZM157 178H158V177H157ZM166 178H167V175H166ZM181 178H182V179H181ZM221 178H222V179H221ZM228 178H229L230 180H226V179H228ZM234 178H235V179H234ZM244 178H246V177H244ZM181 180H182V181H181ZM186 180H187V182H186ZM236 180H237L238 183L235 182ZM245 180H246V179H245ZM179 181H180V182H179ZM213 181H214V182H213ZM230 181H231V182H230ZM232 181H233L235 184H232V183H233ZM160 182H161V181H160ZM182 182H183V184H181ZM222 182H223V183H222ZM246 182H247V183H246ZM219 183H220V184H219ZM242 183H243V184H242ZM236 184H237V185H236ZM230 185H231V186H230ZM235 185H236V186H235ZM239 185H240V186H239ZM241 185H242V186H241ZM233 186H235V187H233ZM180 187H181V186H180ZM240 187H241V188H240ZM235 188H236V190H233V189H235ZM237 188H239V189H237ZM218 189H219V190H218ZM228 189H229V190H228ZM216 190H217V191H216ZM206 191H208V190H206ZM229 191H230V192H229ZM205 193H206V192H205ZM210 193H209V194H210ZM213 193H214L215 195H214ZM220 193H221V194H220ZM224 193H225V194H224ZM209 194L206 193V194L202 195V197L199 196V198L201 197L203 200H204V198H205V199H207L208 201H209V199H210V200H213L214 198L212 199V196H211V195H210L211 197L208 196ZM195 195H196V194L194 193V194H193V196H194V199H193V200L196 199V201H197V198H198V197L195 196ZM205 195H206L207 197H206ZM189 196H190V195H189ZM193 196L191 195L189 198L192 199ZM203 196H205V197H203ZM195 197H197V198H195ZM209 197H210V198H209ZM199 198H198V201H197L198 203L196 202L197 204H199ZM208 198H209V199H208ZM193 200H192V201H193ZM200 200H201V199H200ZM193 202H195V201H193ZM206 202H207V201H206ZM203 203H204V202H202V200H201L200 205H204Z\"/></svg>",
	"mask_w": 264,
	"mask_h": 264
}]
</instances>
